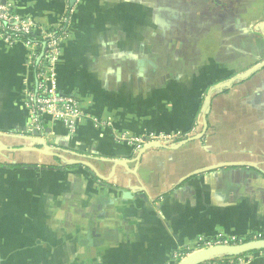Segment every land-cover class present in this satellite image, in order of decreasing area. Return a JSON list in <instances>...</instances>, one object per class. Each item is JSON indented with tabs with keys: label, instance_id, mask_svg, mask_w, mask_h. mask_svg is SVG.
<instances>
[{
	"label": "crops",
	"instance_id": "obj_1",
	"mask_svg": "<svg viewBox=\"0 0 264 264\" xmlns=\"http://www.w3.org/2000/svg\"><path fill=\"white\" fill-rule=\"evenodd\" d=\"M6 1L38 36L72 8L58 87L111 124L30 133L29 49L0 37V264H176L200 237L264 238V0ZM121 131L192 136L136 151Z\"/></svg>",
	"mask_w": 264,
	"mask_h": 264
},
{
	"label": "built area",
	"instance_id": "obj_2",
	"mask_svg": "<svg viewBox=\"0 0 264 264\" xmlns=\"http://www.w3.org/2000/svg\"><path fill=\"white\" fill-rule=\"evenodd\" d=\"M71 13L72 8H69L53 27L42 30L38 38H35L36 25L32 19L20 15L11 2L0 0L1 39L8 44L23 43L29 49L28 61L34 67V87L28 92L24 103L30 133H41L47 120H61L70 131H74L82 120H89L95 126L111 124L107 119L85 114L78 97L74 93L63 92L58 87L55 65L60 57L61 45L69 35ZM191 136L190 132L181 131H154L144 135H131L121 131L115 134L117 141L132 146L136 151L148 145H153V148L171 147ZM241 241L236 236L200 237L188 252L174 251L173 254L180 260L196 249ZM227 257L233 256L219 258L223 260L220 263L210 259L200 264H230L231 258L229 262H224ZM236 258L237 261L242 260Z\"/></svg>",
	"mask_w": 264,
	"mask_h": 264
},
{
	"label": "water",
	"instance_id": "obj_3",
	"mask_svg": "<svg viewBox=\"0 0 264 264\" xmlns=\"http://www.w3.org/2000/svg\"><path fill=\"white\" fill-rule=\"evenodd\" d=\"M34 134H36V132H34ZM152 146L153 145H148L145 146L143 149H149ZM71 163H81V162L73 160L71 161ZM259 250H264V238H253L233 244H220L207 248L196 249L189 252L187 255L181 258L176 264H200L207 260L215 259L218 257L237 256L244 253H249L252 251H259Z\"/></svg>",
	"mask_w": 264,
	"mask_h": 264
},
{
	"label": "trees",
	"instance_id": "obj_4",
	"mask_svg": "<svg viewBox=\"0 0 264 264\" xmlns=\"http://www.w3.org/2000/svg\"><path fill=\"white\" fill-rule=\"evenodd\" d=\"M34 37H35V38H38V35L35 34ZM246 240H248V239H243L242 241H246ZM185 252H188V251H185ZM252 252H253V251H252ZM221 260H222V259H220V261H221ZM211 261L218 262L219 260H218V258H217V259H212ZM204 263H205V262H204Z\"/></svg>",
	"mask_w": 264,
	"mask_h": 264
},
{
	"label": "rangeland",
	"instance_id": "obj_5",
	"mask_svg": "<svg viewBox=\"0 0 264 264\" xmlns=\"http://www.w3.org/2000/svg\"><path fill=\"white\" fill-rule=\"evenodd\" d=\"M219 258H223V257H218V259H219ZM215 259H217V258H215Z\"/></svg>",
	"mask_w": 264,
	"mask_h": 264
}]
</instances>
